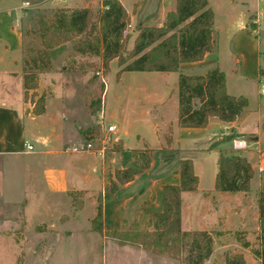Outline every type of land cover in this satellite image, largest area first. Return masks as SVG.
<instances>
[{"label":"rangeland","instance_id":"374dc122","mask_svg":"<svg viewBox=\"0 0 264 264\" xmlns=\"http://www.w3.org/2000/svg\"><path fill=\"white\" fill-rule=\"evenodd\" d=\"M93 1L88 6L97 10L103 9L108 0ZM262 4V8L251 13L254 19L261 16L256 26L258 29L252 33L254 43L249 40L240 43L239 53L234 40H238L236 33L240 31L219 30L214 36L213 29V38L219 42L218 56L229 77L233 75L234 68L231 90L246 92L253 97L255 87L243 75L255 73L258 67L262 70L258 93L262 99L263 137H257L260 140L257 146L250 143L255 137L244 139L248 145L246 150L232 148L233 141L238 138H230L234 136L231 134L218 137V142L213 144L217 145L207 151H188L190 139L185 140L187 137L181 141L180 150L165 151L173 148L172 137L168 135L172 127L169 126L168 132L160 130L162 134L167 132V142L163 138L158 147L163 148V152H153L151 146L158 144L153 128L160 122L159 116L164 111L156 109L155 105L163 95L172 93L176 88L179 76L177 78L175 73H180V70L174 74L121 72L118 60H113L106 70L98 56H80L72 50L64 61L58 62L57 52H54L52 71L38 77V85L41 83L42 86L40 93L31 91L24 96L25 101L30 102L33 115L42 108L45 112L48 107L45 116H28L22 122V142L33 143L34 151L20 156L0 154V264H182V259L156 255L143 246H122L111 236L103 240L85 229L89 226L86 217L92 216L94 207L97 211L103 201L104 216L111 223L106 222V233L111 235L110 225L113 229H122L124 219H131L136 214L138 203L131 196L146 193L150 188L153 198L141 207L144 215L149 217L162 211L161 185L174 183L173 171L178 168L181 159L192 160L199 177L197 191L182 194V230L206 231L214 240L213 253L204 264H226V257L234 255H243L247 264H261L254 252L260 249L259 202L264 198V172H258L264 155V0ZM60 9L50 5L29 9L23 18L25 25L34 26L32 19L38 11L40 14ZM158 20V14L150 8L143 10L141 19L132 21L129 16L124 33L127 54L132 50L139 27L157 24ZM233 58H238L241 64ZM253 104L257 106L254 101ZM29 112L27 110L26 114ZM111 124H116L117 131L107 135L109 144L105 153L70 152L71 147L87 139L97 140L95 143L100 147L99 140L106 139L105 129ZM117 133L124 137L130 148H125L124 143L118 140ZM57 134L61 137L59 143L55 140ZM19 137H22L21 134ZM46 137H50L49 140ZM196 144L202 147L204 141ZM23 149L27 151L24 146ZM221 149H225L222 151L228 155L236 154L249 159L253 179L248 193L228 194L215 190ZM53 150L62 154H51ZM125 150V169L129 165L133 170L147 169L151 160L154 166L139 175L132 187L121 189L105 200L113 185H118L114 180L113 171L116 169H111L120 164L115 161L109 163L110 156L107 154ZM85 154L96 159H87ZM108 163L109 172L106 169ZM69 188L93 190L88 191L89 194L73 190L70 193L74 198H68L65 189ZM219 195L221 198L217 200ZM228 196L234 199L224 200ZM84 206L82 212L75 213L78 219L73 221V209ZM67 217L70 220L57 233V223H64ZM75 228L78 231L72 236H59L63 230ZM32 231L28 237V232ZM40 232L43 235L36 234Z\"/></svg>","mask_w":264,"mask_h":264},{"label":"trees","instance_id":"16d2710c","mask_svg":"<svg viewBox=\"0 0 264 264\" xmlns=\"http://www.w3.org/2000/svg\"><path fill=\"white\" fill-rule=\"evenodd\" d=\"M34 26L22 20L23 88L25 96L38 87V77L52 71L51 50L79 38L73 52L81 56H98L107 70L118 60L121 72H179L182 63L197 62L213 52L214 13L207 0H177L174 12L167 15L162 27H139L132 50L126 53L124 33L129 14L119 0H108L103 9L62 8L55 12L35 14ZM127 54V55H125ZM179 125L183 128H205L211 117L224 123L234 122L249 105L244 96H231L226 90L224 72L215 69L206 75H185L178 78ZM44 108L36 112L42 115ZM234 137V136H230ZM169 140V139H168ZM212 145L209 149H213ZM137 171L132 168L115 173L120 184L131 182ZM178 185L163 186V210L133 223L123 222L120 230L110 225L111 235L105 231L102 203H99L92 228L102 236H111L122 246H143L156 255L182 259V264H204L213 253V237L206 231L182 230V194L195 192L199 178L193 161H179ZM253 170L240 155L220 151L215 190L237 194L250 191ZM106 194L105 200L117 191ZM72 196V193H69ZM74 198V197H73ZM260 249L255 256L264 264V198L259 202ZM109 232V231H108ZM226 264H247L243 255L226 257Z\"/></svg>","mask_w":264,"mask_h":264},{"label":"crops","instance_id":"0c3cea01","mask_svg":"<svg viewBox=\"0 0 264 264\" xmlns=\"http://www.w3.org/2000/svg\"><path fill=\"white\" fill-rule=\"evenodd\" d=\"M121 4L126 9L127 13L131 17V20L134 19L138 20L142 18L143 10L146 8H150L151 11L157 13L159 16V20L157 24L145 26V27H162L166 21L167 15L171 12H174L177 7V0H119ZM208 7L214 13V36L218 35L219 30H231V31H240L238 34V40H234V44L238 46L242 42H246L247 40L253 41L252 33L258 29L256 26L261 20V16L254 19L253 12L259 10L263 7L262 0H207ZM67 2V3H65ZM89 3H94L93 0H0V154L2 155H24L30 152L24 151L22 139L23 137V129H22V122L24 121L25 117H37L41 118L48 113V107H46L45 112L42 115H37L34 113L31 114V108L29 107L30 102L25 101V90L23 88V35L21 30V23L22 20L29 9H40L45 7V5H50L57 8H71V9H80V8H87L90 5ZM260 15V14H259ZM252 27V29H250ZM218 38V37H216ZM245 38V39H243ZM249 38V39H248ZM218 40V39H217ZM79 41V38H76L73 41L68 43L62 44L55 48L51 53V56L54 52H57L58 62L64 61L69 52H72L73 45ZM219 42H217V47L214 49L213 52L206 53L202 60L197 62H188L182 63L180 65V73L185 75H206L208 72L220 69L225 74L226 78V90L227 93L231 96L239 97L244 96L247 98L249 105L246 108L245 112L238 117L234 122L231 123H224L220 121L217 117H211L209 119L208 125L205 128H183L179 125V99H178V86L172 91V93L168 95H163L155 105V108L159 110L164 109L162 112L163 114H159L160 122L154 125V133L157 139V146H151L153 152H163V148H158L166 139V133L168 132V127H172L170 135L172 137V144L173 148H167L165 151H174L180 150L181 148V141L184 137H187L185 140L190 139V148L188 151L192 152H201L207 151L211 145L218 142V137H225L228 135L233 134L234 137L238 139H245L247 140L249 137H255L253 141H250L252 146L260 145V140L257 137H263L261 131V96L258 93V85L261 83V75L262 70L257 69L255 73L251 74H244L243 78L249 79L252 85L255 87L253 89V97L250 96L246 92H236L231 90L232 86V79L234 80V68L232 69L233 75L231 77L228 76L227 71L221 64V60L218 56V48ZM240 50L237 52L239 53ZM257 52V50H256ZM259 52V51H258ZM81 56V55H80ZM236 61L238 64L240 60L238 58H233V61ZM161 73V72H159ZM180 73H175L176 77L178 78ZM174 74V73H171ZM17 87V89H16ZM42 89L41 83L35 90L37 93H40ZM17 91V94H15ZM31 92V91H30ZM29 92V93H30ZM10 99H9V98ZM253 101L257 104L254 106ZM34 105H31V107ZM27 110H30L28 114ZM163 115L165 117H163ZM112 125V124H111ZM22 126V127H21ZM166 130L165 134H162L160 130ZM21 134L22 137H19ZM55 137L57 143L61 140L60 135ZM168 137V136H167ZM37 139V137H35ZM50 137H46V140H49ZM58 138V140H57ZM117 138L120 140L121 143H124L125 148H130L125 140L124 137H121V134L117 133ZM141 138V137H139ZM146 140L145 137H142ZM140 140V139H139ZM201 140L204 141V146L198 147L196 142H200ZM166 141V140H165ZM167 142V141H166ZM29 143V142H28ZM207 143V144H206ZM33 145V143H30ZM208 145V146H207ZM217 145V144H216ZM34 146V145H33ZM233 148V146H232ZM253 148V147H252ZM157 149V150H155ZM225 150L221 149L220 151ZM34 151V150H33ZM32 151V152H33ZM152 152V154H153ZM51 153V152H50ZM41 154H45L42 152ZM51 154H62L60 151H54ZM127 151L124 152L115 151V152H108V156H110L109 163L111 161L120 162V167H115L114 169V180L118 183V189L113 194L115 195L119 190L124 188L132 187L137 179L140 177L143 172L148 171L154 166L153 160H151L150 165L147 169L137 170L136 176L131 182L120 184L115 177V173L119 170L125 169L124 159ZM87 159L94 158V156L90 154H85ZM118 157V158H116ZM152 158V155H151ZM96 159V157L94 158ZM182 160V159H181ZM249 160V159H248ZM109 163L107 165L108 172L110 171ZM109 166V167H108ZM129 168L132 166L129 165ZM104 167V170H106ZM105 172V171H104ZM217 175V173H216ZM215 175V177H216ZM173 177L175 179L174 183H167L178 185L180 182L179 177V166L177 169L173 171ZM199 178V177H198ZM216 179V178H215ZM166 184H162V192L163 186ZM152 187V186H151ZM76 191H86L88 194L90 190L93 189H75L69 188L65 189L67 192L68 198L69 193ZM215 191V190H214ZM208 194V193H207ZM112 195V196H113ZM247 195V194H245ZM111 196V197H112ZM153 196L151 195V188L147 190L146 193H136L131 196V199L137 200V208L135 209L136 214L131 219H124V221L128 223H133L135 221H139L143 217H147L144 215L142 210V206L146 205L150 200H152ZM209 198H211L209 196ZM221 196L217 198L220 199ZM234 197L228 196L225 197L224 200H232ZM209 200V199H208ZM91 201V200H90ZM95 206V204L93 205ZM85 208L73 209V216L75 217V213L82 212ZM104 201L102 203V212H103V221L106 223V218L104 216ZM97 211H94L92 216L86 217L89 226H85L86 231H91L96 233L99 237L105 240L106 235L102 236L97 231H94L92 228V220L95 218ZM156 213V212H155ZM152 215H149L151 217ZM76 218V219H75ZM73 221L77 220L78 217L76 216ZM70 220V217H67V220L64 223L60 222V225L57 223V233L60 232V227H64V224ZM123 221V222H124ZM119 230V229H116ZM78 230L75 228L74 230H63L59 236H72ZM56 232V230L54 231ZM32 232H28V237L31 235ZM37 235H43V232L36 233Z\"/></svg>","mask_w":264,"mask_h":264},{"label":"built area","instance_id":"2783aa9c","mask_svg":"<svg viewBox=\"0 0 264 264\" xmlns=\"http://www.w3.org/2000/svg\"><path fill=\"white\" fill-rule=\"evenodd\" d=\"M117 131V126L116 124H112L109 125L106 129H105V135L104 137H106V139L103 140L100 139L99 143H100V147L97 146V143H95L97 140H93V139H87L84 140L82 143H79L78 145H74L73 147H71L70 152L74 153V154H80V153H89V152H97L99 154H103L105 153L106 150V145L109 144V140L107 139V135H111L112 133ZM248 147L247 142L244 139H236L233 141V148L235 150H246ZM25 148H27V152H32L34 150V147L32 144L30 143H25ZM260 166L258 168V172L262 173L264 172V155L260 160Z\"/></svg>","mask_w":264,"mask_h":264}]
</instances>
